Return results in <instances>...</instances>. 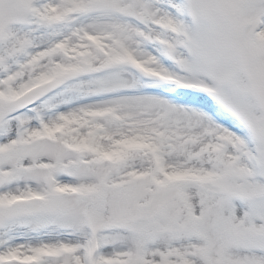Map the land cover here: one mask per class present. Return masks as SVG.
I'll use <instances>...</instances> for the list:
<instances>
[{
  "label": "snow or ice",
  "instance_id": "6c2138e0",
  "mask_svg": "<svg viewBox=\"0 0 264 264\" xmlns=\"http://www.w3.org/2000/svg\"><path fill=\"white\" fill-rule=\"evenodd\" d=\"M0 264H264V0H0Z\"/></svg>",
  "mask_w": 264,
  "mask_h": 264
}]
</instances>
